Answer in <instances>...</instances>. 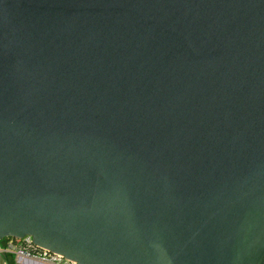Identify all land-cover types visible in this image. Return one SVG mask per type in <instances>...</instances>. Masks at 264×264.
<instances>
[{
	"label": "water",
	"instance_id": "95a60500",
	"mask_svg": "<svg viewBox=\"0 0 264 264\" xmlns=\"http://www.w3.org/2000/svg\"><path fill=\"white\" fill-rule=\"evenodd\" d=\"M25 236L264 264V0H0V243Z\"/></svg>",
	"mask_w": 264,
	"mask_h": 264
},
{
	"label": "built area",
	"instance_id": "2783aa9c",
	"mask_svg": "<svg viewBox=\"0 0 264 264\" xmlns=\"http://www.w3.org/2000/svg\"><path fill=\"white\" fill-rule=\"evenodd\" d=\"M5 242L4 246L0 243V264H7L4 257L7 252L13 255L15 264H77L60 254L37 247L31 236L9 237Z\"/></svg>",
	"mask_w": 264,
	"mask_h": 264
},
{
	"label": "bare ground",
	"instance_id": "6f19581e",
	"mask_svg": "<svg viewBox=\"0 0 264 264\" xmlns=\"http://www.w3.org/2000/svg\"><path fill=\"white\" fill-rule=\"evenodd\" d=\"M7 238H9V237H7ZM67 259V258H66Z\"/></svg>",
	"mask_w": 264,
	"mask_h": 264
}]
</instances>
